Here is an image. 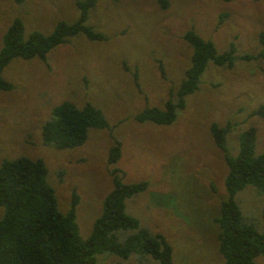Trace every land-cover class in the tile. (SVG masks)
I'll use <instances>...</instances> for the list:
<instances>
[{
    "label": "rangeland",
    "instance_id": "1",
    "mask_svg": "<svg viewBox=\"0 0 264 264\" xmlns=\"http://www.w3.org/2000/svg\"><path fill=\"white\" fill-rule=\"evenodd\" d=\"M75 1L0 0V48L15 17L23 22L24 36L32 30L47 34L58 21L77 19ZM85 23L105 39L77 34L50 49L45 60L14 57L3 67L1 77L12 87L0 89V160L42 159L58 210L66 212L72 192L77 194L76 222L83 238L101 212L112 188L110 171L117 167L125 183L147 182L125 199V210L149 233L165 236L172 264H221L215 218L226 197L227 166L210 125L229 124L225 140L230 155H236L238 136L248 126L256 128L255 154L264 148V117L251 114L264 105V59L241 58L261 49L264 0H168L165 9L156 0H97ZM189 29L211 40L218 52L233 44L232 65L209 61L197 89L185 96L170 124L135 120L145 106L175 100L191 63L192 48L182 37ZM65 100L100 108L108 126L89 128L84 143L73 148L43 144L41 125L52 107ZM115 139L121 152L109 164ZM235 199L245 220L264 232V193L247 185ZM2 213L0 206V218ZM96 258L98 264H157L139 252L127 258L102 252ZM255 261L264 264V255Z\"/></svg>",
    "mask_w": 264,
    "mask_h": 264
},
{
    "label": "trees",
    "instance_id": "2",
    "mask_svg": "<svg viewBox=\"0 0 264 264\" xmlns=\"http://www.w3.org/2000/svg\"><path fill=\"white\" fill-rule=\"evenodd\" d=\"M22 3L24 0H15ZM97 0H76L79 15L73 22L58 21L50 33L32 30L24 36L23 22L15 17L2 36L0 48V89L8 90L12 84L1 77L3 67L14 57L46 59L47 52L64 43L69 37L83 34L90 40H103L105 35L85 23L89 9ZM165 9L168 0H156ZM191 46V63L185 70L175 100L168 98L163 107L145 106L134 115L139 122L170 124L176 111L185 104V96L197 89L200 75L209 61L215 65L231 66L234 46L218 52L214 43L199 36L193 29L183 33ZM261 47L256 55L243 54L241 58L255 56L264 59V32L258 33ZM163 75V68L159 63ZM134 80L137 70H133ZM251 114L264 117V105ZM108 122L100 108L90 102L78 107L71 101H62L51 109L50 117L41 125L43 144L58 149L73 148L84 143L89 128H104ZM229 124L219 126L212 122L210 131L223 153L227 166L224 178L226 197L221 200L218 224V251L221 264H258L255 258L264 255V232L245 220L235 199L238 191L247 185L264 193V148L255 154L256 128L248 126L238 136V151L230 155L225 135ZM120 142L108 149L107 162L115 163L120 156ZM47 168L40 158L19 156L0 160V264H98L96 255L102 252L127 258L132 252L147 254L157 264H172L171 245L161 233H149L140 227L136 217L125 210V199L144 190L147 182L125 183L122 171L113 167L112 188L102 201V209L94 219L87 237L79 234L76 222L78 196L73 191L66 212L57 208L54 189L46 180Z\"/></svg>",
    "mask_w": 264,
    "mask_h": 264
}]
</instances>
